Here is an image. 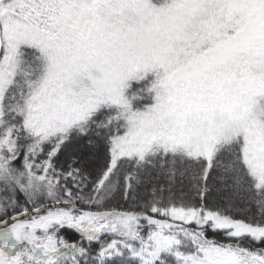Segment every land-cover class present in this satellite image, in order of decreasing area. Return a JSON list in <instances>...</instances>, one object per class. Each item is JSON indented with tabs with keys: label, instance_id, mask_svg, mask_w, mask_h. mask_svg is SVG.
Instances as JSON below:
<instances>
[{
	"label": "snow or ice",
	"instance_id": "snow-or-ice-1",
	"mask_svg": "<svg viewBox=\"0 0 264 264\" xmlns=\"http://www.w3.org/2000/svg\"><path fill=\"white\" fill-rule=\"evenodd\" d=\"M0 264H264V0H0Z\"/></svg>",
	"mask_w": 264,
	"mask_h": 264
}]
</instances>
